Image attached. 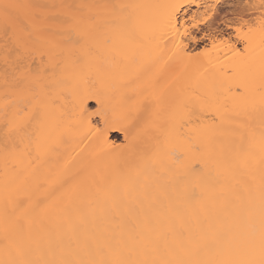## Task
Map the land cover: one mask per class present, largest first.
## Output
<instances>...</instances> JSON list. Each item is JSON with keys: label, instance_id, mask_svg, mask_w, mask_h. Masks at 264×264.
Here are the masks:
<instances>
[{"label": "snow or ice", "instance_id": "obj_1", "mask_svg": "<svg viewBox=\"0 0 264 264\" xmlns=\"http://www.w3.org/2000/svg\"><path fill=\"white\" fill-rule=\"evenodd\" d=\"M220 3L2 5L0 264H264V167L258 177L235 180L227 197L205 200L221 185L226 154L238 153L246 135L255 138V120L264 153V51L258 85L251 71V36L257 29L264 36V15L254 26L243 19L227 24L224 33L212 28ZM143 8L152 10L148 64L135 51ZM189 44L200 51L187 54ZM126 61L138 71L152 65L150 82L171 71L159 92L131 88L127 111L116 121L97 95L72 85L98 63L116 69ZM192 63L202 69L195 87L177 90L165 104L167 90ZM66 96L75 103L83 144L76 155L99 140V152L135 156L134 169L119 173L118 183L83 175L71 157L45 165L61 144L51 129L56 101ZM93 100L98 107L88 111ZM93 116L102 127L91 124ZM148 129L158 133L150 152L139 146ZM109 132L122 133L124 143L110 142ZM231 138L240 145L225 148Z\"/></svg>", "mask_w": 264, "mask_h": 264}, {"label": "bare ground", "instance_id": "obj_2", "mask_svg": "<svg viewBox=\"0 0 264 264\" xmlns=\"http://www.w3.org/2000/svg\"><path fill=\"white\" fill-rule=\"evenodd\" d=\"M11 2H15V0H0V10H2L3 4ZM31 2L43 6H51L61 4L76 5L83 2H104V0H31ZM107 2L152 5L162 2V0H107ZM261 5L264 4L261 3L260 0L252 3H249L248 1L242 3L241 1L240 3H236L235 1L232 3H225L224 0H221L220 5L217 7L216 19L212 28L227 33L229 31L226 27L228 24V16H250L257 10L259 13ZM190 7L191 10H195V6ZM262 9L261 12L263 11ZM138 13L141 18L143 31L138 40L139 46L135 51L137 54V60L148 64L153 57L152 47L149 44V38L152 35L150 23L152 10L149 8H143L138 10ZM187 17L188 9L186 8L184 12L181 13V19H187ZM233 39H235V37H233ZM251 39L253 42L254 55L256 57V63L251 71L255 77L254 82L258 85L260 76L259 59L262 51H264V43H262V41H264V36H262L257 29L253 32ZM244 46L245 42L243 41L237 43V49L240 51L243 50ZM186 52L187 54H192L189 47L186 49ZM37 64L38 61L33 62L34 67L37 66ZM154 66L163 67L159 64ZM152 67V65H149L148 70L138 71L137 63L131 61L123 62L120 67L116 69L98 63L90 73H86L85 76L76 80L72 86L78 93H94L97 95L100 99L101 105L109 109L110 119L119 121L122 115L127 111V102L132 97V92L130 91L131 88H136L141 94H150L153 91L159 92L165 87V82L171 69L165 70L160 79L155 82H150L148 78ZM97 68L99 69L98 71ZM201 71L202 69L195 63L188 64L187 67L182 70L179 79L176 80L171 88L167 90L164 103L166 104L167 97L175 94L177 90H191L194 88L200 77ZM2 96V81H0V99H2ZM56 105L57 107L54 110V122L51 129V135L53 138L59 137L61 144L55 149L54 154L46 159L45 165H63L65 161L69 160V157H71L72 159L69 163H73L75 167H78L83 175L96 176L97 180H99L100 175H103L109 181L116 180L117 183L119 173H126L134 169L137 164L134 155H109V152L112 151L111 149L99 152L98 149L103 144V142L99 140L93 143L82 155H76V152H79L80 149H76V152H73V149L76 145L80 144L81 135L79 125L76 122L77 112L73 98L71 96H66L64 99L57 100ZM94 106L95 109L98 107L93 100L89 101L86 107L88 111H94L92 109ZM161 115H163V112ZM90 122L94 127H102L101 118L99 116L91 117ZM253 123L256 131L255 138L249 141L246 135L243 147L238 153L226 154V158L221 161L220 165L223 177L221 185L215 186L214 189L205 194L206 201L210 199L220 200L222 197H227L229 195V189L233 186L235 180H246L248 176L252 174H255L257 177L259 176L260 169L264 167V153L261 152L259 142V122L258 120H255ZM134 133L135 129L133 128L130 130V134ZM115 134L121 135V141L114 139ZM157 137L158 133L155 130L148 129L142 136L139 146L144 147L145 151L150 152ZM108 139L110 142H114L117 146L124 143L123 134L120 132H109ZM84 144H88V141H84ZM230 145L239 146V139L231 138L225 142V148H228ZM80 148H83V144H80ZM228 169H231V172H229ZM233 172L235 173V177L232 175ZM2 175L3 168L2 165H0V176ZM28 183H31V180H29ZM3 243V238L0 237V246H2Z\"/></svg>", "mask_w": 264, "mask_h": 264}, {"label": "rangeland", "instance_id": "obj_3", "mask_svg": "<svg viewBox=\"0 0 264 264\" xmlns=\"http://www.w3.org/2000/svg\"><path fill=\"white\" fill-rule=\"evenodd\" d=\"M225 1V3H232V2H236V3H240V1H241V3L242 2H245V1H248L249 3H252V2H254V1H257V0H224ZM264 4V3H263ZM263 6L264 5H261L260 6V8H259V13H258V10L256 11V12H254V14L253 15H239V16H228V20H227V22H228V24H233V23H236V22H238L239 20H241V19H243V20H246V21H249L252 25L253 24H255V20L257 19V17L258 18H260V16H262V15H264V13H263V11H264V8H263ZM263 8V9H262ZM261 9L263 10L262 12H261ZM261 12V13H260ZM259 14V15H258ZM252 21H253V23H252ZM222 28V27H221ZM189 48H190V52L192 53V54H195L196 52H198V51H200V48H201V46L200 45H192V44H190L189 45ZM93 110H95V106L92 108ZM114 139H116V140H118V141H121V139H122V137H121V135H119V134H115L114 135Z\"/></svg>", "mask_w": 264, "mask_h": 264}]
</instances>
